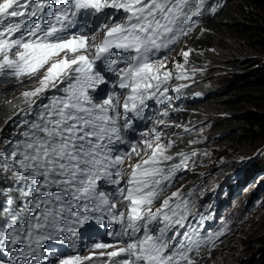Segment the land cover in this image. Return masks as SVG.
Listing matches in <instances>:
<instances>
[{"label":"snow or ice","instance_id":"6c2138e0","mask_svg":"<svg viewBox=\"0 0 264 264\" xmlns=\"http://www.w3.org/2000/svg\"><path fill=\"white\" fill-rule=\"evenodd\" d=\"M202 8L203 0H0V75L45 70L40 86L23 93L28 111L46 89L64 93L41 103L36 119L24 122L26 139L11 161L0 165V182L17 186L0 204V252L10 257L0 264H92L96 256L107 264H196L190 253L199 256L203 245L215 246L223 232L202 238L191 225L179 231L189 211L187 200L170 205L177 192L152 208L164 183L187 169L198 153H179V163L162 167L173 157L166 155L163 133L154 126L141 133L151 155L130 166L121 186L120 166L132 153L117 147L128 143L124 133L135 131L136 121L152 119L146 112L149 101L166 105L159 116L178 110L168 95L169 84L190 79L185 65L194 49L182 51L185 64L177 63L175 73L166 69L167 57L158 54L198 25L194 17ZM97 31H103L99 43ZM186 86L173 88L179 92ZM155 125L169 126L161 118ZM130 146L140 154L137 144ZM101 181L114 187L105 192ZM105 218L119 225V231L107 233L120 238L119 246L93 242L92 249L102 251L63 258L50 247L75 248L80 229Z\"/></svg>","mask_w":264,"mask_h":264},{"label":"rangeland","instance_id":"374dc122","mask_svg":"<svg viewBox=\"0 0 264 264\" xmlns=\"http://www.w3.org/2000/svg\"><path fill=\"white\" fill-rule=\"evenodd\" d=\"M229 2L230 0H226L225 6ZM202 27L203 25L199 26L190 34L188 37V39L192 37L190 43H185L187 38L183 40L180 47L176 48L168 58L169 70L175 73L177 63L185 64L184 57L181 55L182 51L194 49L189 54L188 63L185 65L190 76L187 86H192L190 88L194 90L192 93H197L200 89L206 90V92L212 91L208 100L212 99L209 100L210 103L207 104V107H204L203 110L205 111L191 116L189 124H187L188 128L191 129L190 138L200 136L202 141V144L193 145L192 152L198 153L195 156L198 162L193 157L191 158L197 162L201 169L199 171L196 168L189 170L192 176L191 181L201 182L207 193L218 192L220 195H226L229 200L234 199L231 204L232 218H245L247 215V219L244 225L240 227L237 238H233L235 231L230 237L227 236L223 240L216 249L220 250L219 255L215 252L207 254L196 264H250L254 260V256L257 255L256 251L261 246L262 239H264V140L254 141L249 136H245V138L238 136L237 140L229 141L239 133V129H229L228 133H223L226 129L225 125L219 130L215 129V125L221 124V120L230 115L228 109L221 103L223 99H226L220 98L221 95L223 96L224 84L222 81L239 72L240 66L245 61L241 57L238 59V57L233 56L231 52L234 49L232 42L228 39H222L219 31L214 28V30L205 31L206 36H213L214 39H211L210 42L212 43L204 48V45L201 44V31H198ZM248 44L250 43H242L243 49H246ZM213 49L214 51H212ZM201 52L202 55L198 54ZM247 52L260 56L259 53L252 50ZM261 59L264 60V58ZM193 68L202 69V71H196L193 74ZM6 75L10 74L7 73ZM26 77L23 75L21 79H26ZM35 77L36 75H33L32 78H28L23 83H18L17 86L3 89L2 85L8 83L1 84L0 81V102H2L0 106L2 107L7 100L13 101V103L20 102L21 94L16 95V93L32 89L33 82L30 81ZM17 80H13L12 83L17 82ZM219 120L220 122H216ZM5 127H7V123L2 122L0 124V146H5L2 149L4 150L2 156H5L11 149L15 151L16 148L9 143L12 134ZM186 136L189 135L186 134ZM4 137L6 138L3 139ZM245 139L250 140V143H246ZM205 152L208 154L204 155ZM240 157L248 159L240 162Z\"/></svg>","mask_w":264,"mask_h":264},{"label":"bare ground","instance_id":"6f19581e","mask_svg":"<svg viewBox=\"0 0 264 264\" xmlns=\"http://www.w3.org/2000/svg\"><path fill=\"white\" fill-rule=\"evenodd\" d=\"M213 1V2H212ZM207 3L208 6H205L204 3ZM226 0H203V8L201 10V14L198 17H194V19H197L199 21L198 25L192 29L191 32H189L186 36H182L179 41L171 46L170 50H168V58L169 56L172 55V53L174 52V50L176 48L180 47V43L185 40L187 38V41L185 43H188L191 38L188 39V37L190 36V34L197 28H199V26L201 27L205 21V18L207 16H211L214 17L216 14L220 13L221 11H226L225 8H227L228 6H225ZM213 9H215V12H213ZM110 26V24H109ZM210 36H207L206 38H203L201 41H203L204 39L209 38ZM103 39V31L98 33L95 36V42L99 43L101 40ZM200 43V42H199ZM212 42H206L204 44V48L208 47ZM63 58L62 55L60 57H57L55 59H60ZM47 67V66H46ZM41 72L39 74H34V75H39V76H43L44 75V69L40 70ZM7 72L3 75H0V81L2 82L1 84H5L8 83L6 85H2V89L3 88H8L10 86H17L18 82H25L28 78H32L33 75L29 76L26 75V79H21V77H16L13 75H6ZM42 74V75H41ZM20 78V79H19ZM17 80V82L15 81L14 83H12L13 80ZM190 81L186 80V81H176L175 79H173L170 82V87L173 91V93H175V95L182 101V103H184V105L188 108L189 111L191 110H196V109H200L203 107H207V104L210 103L209 100H204L198 103H194L192 107H188L190 101L194 102V101H200L205 97L202 93H205V91L203 90H199L197 93L193 92L192 93V89H190L192 86L188 85L184 88H181L179 90V92L175 91L173 88V85L177 84V83H185L188 84ZM28 83V82H26ZM25 83V84H26ZM224 88V87H223ZM119 91V89H117ZM219 91H221L220 89H218ZM10 96V95H9ZM222 96V95H221ZM225 98V95H223ZM19 98V97H18ZM8 101V100H7ZM6 102V101H5ZM19 102V101H17ZM2 102H0L1 105ZM6 106L4 107V105L1 107L0 106V110L3 117H4V122L7 121L8 124H10V127L15 129L14 131L11 132L12 134V138H9V143H11V145L13 147H16L15 150H17L19 148V143H20V139H21V129L24 126L23 120H22V116H21V112L20 111H10L8 110V112L5 110ZM7 109V108H6ZM205 109V108H204ZM230 109H228L229 111ZM205 111V110H204ZM230 113V111H229ZM230 117H234V113H230L229 115ZM226 119V118H224ZM180 123H184V120H181ZM238 123L242 126L243 130L245 133H247L248 136H250V134L252 133L249 128V126H247V124H244L241 121H238ZM237 126V125H236ZM234 127V126H233ZM236 128V127H234ZM238 129V128H236ZM239 133L234 137V140L238 139V136L241 135L242 130L239 129ZM14 133V134H13ZM174 130H170V134H173ZM186 134H188L189 136L187 137L185 135L184 138H190V134L186 131ZM193 136H198V135H193ZM2 137V136H1ZM247 137V136H246ZM6 137H4L3 139H5ZM248 140V139H245ZM201 139L200 136L197 138V140L195 141V143L193 144L194 146L197 145V143L202 144V141L200 143ZM231 141V139L229 140ZM5 146H0V150L4 149ZM193 150V148H188V149H183L180 151V149H178L176 152L169 154V156L173 157V160L171 161H167L164 162L161 166L162 167H170L172 164L175 163H179V159L180 157L178 156L179 153H186L189 154L191 153V151ZM4 150H2V152H0V165L3 164V162L5 160L11 161L12 157H11V153H13L14 151L11 149L10 152H8L5 156L3 155ZM197 162V158L193 157ZM194 161L193 159L189 160V165L187 169L181 168L180 170H178L174 177L170 180L164 183L162 190L159 193L158 198L154 201L152 208L153 210H155L156 208L160 207L162 201L165 198H168L172 195V193L177 192L178 196L177 197H173L170 200V205H175L178 202H182L183 200H187L188 201V211H189V216L186 220V227L183 229H179V231L184 232L188 230L187 225H191L192 228H196L198 230V233L200 235V237H206L208 234L210 233H217V232H223L224 234L219 236L218 239H216L215 241V246L213 247L211 244H207V245H203L201 247V251H200V255L199 256H195V253H190V255L195 257L196 263L200 260L203 259L205 255L207 254H212L215 252V254L219 255L221 252L220 250H216L223 242V240L228 236L230 237L231 234H233L235 231L239 232L240 227H242L244 225L245 220L247 219V215H245V218H232V208H231V204L233 203L234 199H227L226 195H220V193L218 192H210L207 193L205 192L206 190L203 189V184L201 182L198 181H191L192 180V176H191V172L189 171L191 168L193 169H198V171L201 169L197 162ZM3 173L0 172V175H2ZM229 188V187H227ZM8 195V191L6 190V180L0 182V204L4 203V198ZM202 204L204 206H202ZM204 207V208H201ZM201 210V212L199 213L198 211ZM207 215L206 219H201L199 215ZM237 228V229H235ZM108 232H104L101 229L97 230L94 227V222L93 221H89L87 224H85L81 229H80V234H81V241L77 242V246L75 248H73L70 244H51L50 247L55 248L57 250V256H59L60 258H63L65 256H76V255H80V256H87L93 252H99L102 250H94L92 249L91 245L93 242H102V243H107V244H111V245H117L119 246V239L117 237H113V236H108L107 234ZM172 233H169V237H171ZM236 238V236H233V238ZM262 244L264 243V239H262ZM261 244V245H262ZM259 246L257 248L258 252L260 250ZM255 248V247H254ZM112 248L107 249L106 251H112ZM210 250V251H209ZM0 259H4L6 262L10 259V257L3 252H0ZM246 259V258H245ZM244 260V259H243ZM92 264H107L106 258L105 257H99L96 256L94 257Z\"/></svg>","mask_w":264,"mask_h":264},{"label":"trees","instance_id":"16d2710c","mask_svg":"<svg viewBox=\"0 0 264 264\" xmlns=\"http://www.w3.org/2000/svg\"><path fill=\"white\" fill-rule=\"evenodd\" d=\"M204 5L208 6L206 2ZM227 6L225 12L221 11L214 17L207 16L201 28L206 30L214 28L218 30L222 39H228L232 42L234 49L231 52L233 56L238 57V59L241 57L245 61L240 66L239 72L233 74L231 78L222 81L224 84L222 91L226 99L224 100V96H221L220 98L223 99L221 103L226 109H230V113L233 112L235 116L222 119L221 124L215 125V129L219 130L225 125L226 129L223 133H228L229 129L236 127L242 130L240 137L245 138L248 135L247 133H243L244 130L238 123V121H241L243 125L247 124L251 129L252 133L249 138L251 137L254 141L264 140V60L261 59L264 58V0H230ZM201 29L198 31L200 32ZM207 36L205 31L200 34L201 39ZM211 39H214L213 36L204 39L201 41V44L204 45L206 42H210ZM191 41L192 39L188 43ZM219 41L221 42V39ZM244 42L250 43L246 49H243L242 46ZM250 50L259 53L260 56L247 52ZM211 92L203 93L207 98L200 101H190L188 107H192L194 103L204 101L205 99L208 100ZM6 108L5 110L8 112L9 109ZM203 109L204 107L189 111V117L199 112H204ZM1 111L0 124L2 122L7 123V121L4 122ZM216 122H220V120ZM5 129L10 133L15 130L8 123ZM190 130L187 128L189 134L191 133ZM197 138H184L179 146L180 151L193 148V143H190V141H196ZM234 139V137L231 138V140ZM245 142L250 143V140H245ZM234 236L238 237V231H236ZM250 264H264V243Z\"/></svg>","mask_w":264,"mask_h":264},{"label":"flooded vegetation","instance_id":"af4514ba","mask_svg":"<svg viewBox=\"0 0 264 264\" xmlns=\"http://www.w3.org/2000/svg\"><path fill=\"white\" fill-rule=\"evenodd\" d=\"M190 159H192V158H190Z\"/></svg>","mask_w":264,"mask_h":264}]
</instances>
